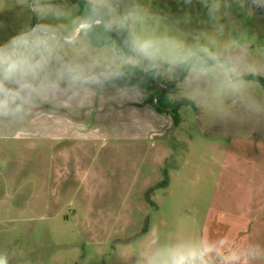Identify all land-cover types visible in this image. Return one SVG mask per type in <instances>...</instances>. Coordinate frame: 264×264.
I'll list each match as a JSON object with an SVG mask.
<instances>
[{
    "label": "rangeland",
    "instance_id": "obj_1",
    "mask_svg": "<svg viewBox=\"0 0 264 264\" xmlns=\"http://www.w3.org/2000/svg\"><path fill=\"white\" fill-rule=\"evenodd\" d=\"M90 7L191 103L176 126L144 90H102L127 63L151 68L92 46L98 30L78 28L97 19ZM34 27L47 49L24 52L45 61L31 82L66 86L41 103L51 119L80 118L83 137H0L9 264H159L189 248L200 264H264V87L248 79H264V0H0V45ZM192 57L219 62L180 79Z\"/></svg>",
    "mask_w": 264,
    "mask_h": 264
},
{
    "label": "clouds",
    "instance_id": "obj_2",
    "mask_svg": "<svg viewBox=\"0 0 264 264\" xmlns=\"http://www.w3.org/2000/svg\"><path fill=\"white\" fill-rule=\"evenodd\" d=\"M41 48L47 49V39L37 34L35 27L31 33L18 34L0 46V116L20 111L27 100L24 93L31 94L36 91L30 78L37 76L44 68L45 61L43 58L33 61L30 56L24 55V52ZM68 72L73 80L79 79L71 69ZM56 87L55 83L41 85L43 90H54ZM0 264H9L4 253H0ZM159 264H200V254L190 248L178 249L169 253L168 258Z\"/></svg>",
    "mask_w": 264,
    "mask_h": 264
},
{
    "label": "trees",
    "instance_id": "obj_3",
    "mask_svg": "<svg viewBox=\"0 0 264 264\" xmlns=\"http://www.w3.org/2000/svg\"><path fill=\"white\" fill-rule=\"evenodd\" d=\"M78 5L85 4L84 2H78ZM90 6V5H88ZM95 13V18L103 19L107 22L108 16L107 13L96 7H90ZM82 25H86L87 21L85 19L82 20ZM87 29H97L100 37V41H93L90 39V44L94 47H110L113 48L117 55L122 57L123 59H128L130 56H133L140 60L138 57L133 55L126 47H124L117 37L110 32L107 28H105L102 24H96ZM119 33L123 36V38L130 44L128 39L123 35L121 31ZM142 61V60H140ZM143 62V61H142ZM219 62L214 59H206L202 57H192L188 61L178 65L177 70L180 74V79L187 74L191 69H203L212 66L213 64ZM148 67L151 69L148 71H143L139 69L137 66L132 64H125L117 74L109 76L107 78L101 79V84L104 86L113 85V86H125L131 87L135 86L141 90L148 92V98L146 103L151 105L155 112L160 115H167L171 118L172 123L176 126L179 122L178 110L181 106L191 104L186 100H172L171 93L168 90L170 87L166 86L161 82V75L159 76V83L164 87L163 91H160L154 83V75L157 71V68L152 63H146ZM249 80H254L258 82L261 86L264 87V79L260 77L250 76Z\"/></svg>",
    "mask_w": 264,
    "mask_h": 264
},
{
    "label": "crops",
    "instance_id": "obj_4",
    "mask_svg": "<svg viewBox=\"0 0 264 264\" xmlns=\"http://www.w3.org/2000/svg\"><path fill=\"white\" fill-rule=\"evenodd\" d=\"M82 24L78 26L80 28ZM77 28V29H78ZM77 31V30H76ZM56 41V40H55ZM63 43L69 44L73 42V39L65 38L62 40ZM60 42V41H58ZM2 46V45H0ZM39 53H43L44 48L35 49ZM40 50V51H39ZM33 52V50H31ZM36 89L33 93H24L27 97L26 102L23 103L22 109L18 112H14L10 115L0 116V137H13L18 138L19 140L24 141H47V142H55L67 138H75V137H83L82 135V123L81 119L76 117H71V119L67 120L65 118L59 119H51V115H49V111L44 109V104L41 103L42 100L48 99L47 94L49 90H43L41 85L45 84H38L31 82ZM9 87H16L15 85H8ZM59 86V87H58ZM66 88L64 85H57L56 88ZM83 87V86H81ZM108 88H111L113 91L114 88L124 89L129 88L125 86H102V90L107 91ZM113 88V89H112ZM91 92V91H89ZM19 103V102H18ZM41 103V105L39 104ZM92 106H95L94 104ZM46 109H48V105H45ZM88 109V108H86ZM95 109L92 110V112ZM157 114V113H156ZM160 115V114H157ZM158 121H160L158 119ZM63 126L64 129L58 130L56 133L49 132L50 126ZM87 125V123L85 124ZM12 127H16V132L13 131ZM27 127L36 128V130H26ZM71 127L72 130H66ZM23 128V129H22ZM34 130V131H33ZM153 130V129H152ZM152 130L147 132L150 133ZM9 132H11L9 134ZM149 135V134H148ZM147 135V136H148Z\"/></svg>",
    "mask_w": 264,
    "mask_h": 264
},
{
    "label": "water",
    "instance_id": "obj_5",
    "mask_svg": "<svg viewBox=\"0 0 264 264\" xmlns=\"http://www.w3.org/2000/svg\"><path fill=\"white\" fill-rule=\"evenodd\" d=\"M102 24L105 28H107L110 32H112L117 39L120 41V43L126 47L133 55H135L136 57H138L140 60H142L143 62L146 63H152L156 68L157 71L154 75V83L155 86L160 90L163 91L164 88L161 86V84L159 83V76L161 75V67L159 65V63L152 61L151 59L147 58L145 55H143L142 53H140L139 51H137L131 44H129L124 38L123 36L119 33L118 30H116L114 27H112L107 21L103 20V19H94L90 24L85 25L84 27H82L81 29H87L90 28L91 26L95 25V24ZM170 92H172L174 89H168Z\"/></svg>",
    "mask_w": 264,
    "mask_h": 264
},
{
    "label": "flooded vegetation",
    "instance_id": "obj_6",
    "mask_svg": "<svg viewBox=\"0 0 264 264\" xmlns=\"http://www.w3.org/2000/svg\"><path fill=\"white\" fill-rule=\"evenodd\" d=\"M163 87V86H162ZM164 88V87H163Z\"/></svg>",
    "mask_w": 264,
    "mask_h": 264
}]
</instances>
